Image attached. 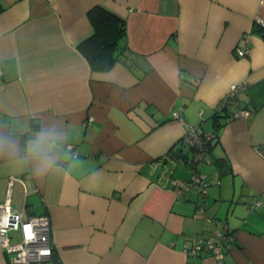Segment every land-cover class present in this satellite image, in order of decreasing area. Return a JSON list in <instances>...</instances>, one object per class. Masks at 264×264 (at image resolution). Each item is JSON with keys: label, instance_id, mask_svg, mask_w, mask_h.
Returning a JSON list of instances; mask_svg holds the SVG:
<instances>
[{"label": "crops", "instance_id": "0c3cea01", "mask_svg": "<svg viewBox=\"0 0 264 264\" xmlns=\"http://www.w3.org/2000/svg\"><path fill=\"white\" fill-rule=\"evenodd\" d=\"M0 6V205L49 218L50 264H187L216 230L235 235L230 252L193 264H264V0ZM96 6L126 23L104 70L77 49ZM233 85L250 115L218 126ZM192 126L216 136L194 170ZM194 172L206 196L181 198L172 181ZM0 264H12L1 248Z\"/></svg>", "mask_w": 264, "mask_h": 264}, {"label": "built area", "instance_id": "2783aa9c", "mask_svg": "<svg viewBox=\"0 0 264 264\" xmlns=\"http://www.w3.org/2000/svg\"><path fill=\"white\" fill-rule=\"evenodd\" d=\"M260 25L263 23L260 22ZM237 55L243 57L244 52L239 51ZM2 76L0 69V78ZM244 88V85L231 86L222 104L221 108L229 112L228 121L245 119L250 115L249 111L238 107L236 102L238 92ZM172 114L174 120L184 123L179 111ZM184 138L185 144L193 151L190 166L194 170L208 152V148L215 143L216 136L202 133L200 128L192 126L189 127ZM207 186L205 178L195 172L187 182L172 181L173 189L181 198L191 190H197L199 196L205 198ZM50 235V221L47 216H29L25 219L22 212L12 209L10 204L0 205V248L11 256L12 264H50L54 255ZM234 243V234L222 230L212 231L209 235L197 239L186 249L185 255L189 259L187 264H193L191 260L198 257H212L216 261H222Z\"/></svg>", "mask_w": 264, "mask_h": 264}, {"label": "trees", "instance_id": "16d2710c", "mask_svg": "<svg viewBox=\"0 0 264 264\" xmlns=\"http://www.w3.org/2000/svg\"><path fill=\"white\" fill-rule=\"evenodd\" d=\"M86 19L91 25L92 31L90 33L91 35L79 41L77 44L78 52L88 59L91 67L102 70L107 69L116 61V57L113 56L114 53L116 56L118 55V50L121 52L126 49L120 44L126 36V23L115 13L113 14L102 6L90 8L86 14ZM253 31L255 34L264 37V28L260 25L256 26ZM236 102L238 103V107L242 110H246V108L241 105L238 98H236ZM219 112V114H215L213 117V123L222 126V124H219V120L222 118L225 122H228L229 112L223 108H221ZM173 149L174 148L170 149L172 157L179 159V153L174 152L175 150ZM209 151L210 148H208V152ZM258 151L264 157V151L260 149ZM181 158H184V156H181ZM186 164L190 166L191 161L186 162Z\"/></svg>", "mask_w": 264, "mask_h": 264}, {"label": "rangeland", "instance_id": "374dc122", "mask_svg": "<svg viewBox=\"0 0 264 264\" xmlns=\"http://www.w3.org/2000/svg\"><path fill=\"white\" fill-rule=\"evenodd\" d=\"M190 180V179H189ZM189 180H182V181H185V182H187V181H189ZM182 181H180V182H182Z\"/></svg>", "mask_w": 264, "mask_h": 264}]
</instances>
